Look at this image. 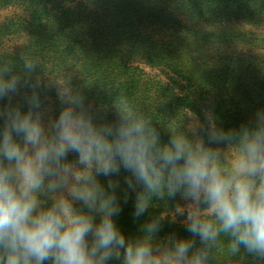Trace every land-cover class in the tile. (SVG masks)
<instances>
[{"label":"clouds","instance_id":"9594fccd","mask_svg":"<svg viewBox=\"0 0 264 264\" xmlns=\"http://www.w3.org/2000/svg\"><path fill=\"white\" fill-rule=\"evenodd\" d=\"M73 75L45 74L36 54L0 58V264H213L222 240L238 264L264 262V107L229 128L191 111L162 141L123 93L99 84L109 100L93 108ZM122 170L144 218L134 235L117 222ZM166 220L190 235L161 236Z\"/></svg>","mask_w":264,"mask_h":264},{"label":"trees","instance_id":"16d2710c","mask_svg":"<svg viewBox=\"0 0 264 264\" xmlns=\"http://www.w3.org/2000/svg\"><path fill=\"white\" fill-rule=\"evenodd\" d=\"M14 41L12 51L3 48ZM20 52L39 55L47 75L73 73L93 108L108 102L107 90L123 93L162 141L191 111L203 120L210 109L229 128L264 107V0H0V58ZM44 102L49 115L58 112L54 89ZM98 115L116 119L114 111ZM126 175L117 222L134 235L144 218L133 217L134 192L123 201ZM173 231L190 235L167 220L160 235ZM213 256V264H238L223 240Z\"/></svg>","mask_w":264,"mask_h":264},{"label":"rangeland","instance_id":"374dc122","mask_svg":"<svg viewBox=\"0 0 264 264\" xmlns=\"http://www.w3.org/2000/svg\"><path fill=\"white\" fill-rule=\"evenodd\" d=\"M17 44L18 43H16L15 41L14 42H11V43L8 42L3 48L4 49H7L9 51H12ZM3 48H1V49H3ZM233 48L239 50V48H236V46H234Z\"/></svg>","mask_w":264,"mask_h":264}]
</instances>
